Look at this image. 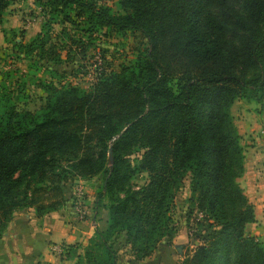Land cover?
I'll return each instance as SVG.
<instances>
[{"label":"trees","instance_id":"1","mask_svg":"<svg viewBox=\"0 0 264 264\" xmlns=\"http://www.w3.org/2000/svg\"><path fill=\"white\" fill-rule=\"evenodd\" d=\"M98 2L34 0L45 14L138 43L132 62L88 89L39 82L33 110L23 87L0 94V231L16 212L59 211L68 181L100 177L95 204L107 219L82 256L67 246V259L118 264L123 237L143 261L176 236L172 210L188 179L199 244L182 264H264V245L246 232L256 219L239 185L245 157L231 114L242 100L264 115V0H116L114 13ZM8 6L0 0V21ZM39 38L14 46L60 63Z\"/></svg>","mask_w":264,"mask_h":264},{"label":"rangeland","instance_id":"2","mask_svg":"<svg viewBox=\"0 0 264 264\" xmlns=\"http://www.w3.org/2000/svg\"><path fill=\"white\" fill-rule=\"evenodd\" d=\"M98 1L112 13L117 11L116 0ZM38 35L39 40L48 37L45 49L48 53L53 52V57L57 56L60 63L49 61L47 54L41 58L43 54L41 55L38 48L27 56L23 49L14 46L15 42L25 46ZM137 41L130 33L119 36L104 30L89 31L88 26L73 15L72 22H68L61 15L45 14L34 0H9V6L0 21V94L14 96L23 87L25 93L28 91L29 94L26 107L33 110L40 106L43 97V93L37 88L39 82L70 84L88 89L97 81L102 71L104 74L117 72L121 66L132 62ZM256 108L258 106L253 103L238 100L232 106L231 114L241 138L244 157L259 158L261 178L264 182V155L261 151L263 140L260 136V130L264 129V115L259 114ZM92 180L96 186L91 184ZM144 181L145 175H140L134 178L133 184L138 186ZM84 182L72 179L64 188L70 187L72 192L75 186H83L85 200L88 188L94 187L96 195L102 184L100 177ZM188 198L189 181L185 179L176 194L172 210L173 225L177 232L175 238L177 242L182 243L179 250L171 249L181 256L179 264H182L184 254L190 253L199 244V238L194 235L195 230H198L194 221L200 216H187ZM262 204L264 205V201ZM246 232L264 245V209L257 216L256 222L247 226ZM162 242L167 243L165 239ZM123 243L124 238L120 237L116 244L118 251H123Z\"/></svg>","mask_w":264,"mask_h":264},{"label":"crops","instance_id":"3","mask_svg":"<svg viewBox=\"0 0 264 264\" xmlns=\"http://www.w3.org/2000/svg\"><path fill=\"white\" fill-rule=\"evenodd\" d=\"M258 161L259 158L256 157L244 159L245 172L239 179L241 188L254 206L255 219L264 209V182ZM91 184L95 185V182L92 180ZM71 193L70 187L64 189V206L42 218L36 217L33 209L16 212L7 227L0 231V264L55 263V257L49 253V246L60 243L75 246L76 256H82L83 249L94 236L95 229L101 227L107 217L103 209L96 207V195L94 187H91L86 190L84 200L85 218L78 221ZM175 237L171 242L161 241L153 255L143 261H134L125 246L123 251H118V264H179L182 258L171 248L179 250L182 242H177ZM67 264H77V259H67Z\"/></svg>","mask_w":264,"mask_h":264},{"label":"built area","instance_id":"4","mask_svg":"<svg viewBox=\"0 0 264 264\" xmlns=\"http://www.w3.org/2000/svg\"><path fill=\"white\" fill-rule=\"evenodd\" d=\"M260 136L263 140L262 153L264 155V129L260 130ZM85 190L81 185L75 186L72 191L73 208L75 210L76 218L82 221L85 218V204H84ZM49 253L55 257L56 262L52 264H67V246L65 244H51L49 246Z\"/></svg>","mask_w":264,"mask_h":264},{"label":"water","instance_id":"5","mask_svg":"<svg viewBox=\"0 0 264 264\" xmlns=\"http://www.w3.org/2000/svg\"><path fill=\"white\" fill-rule=\"evenodd\" d=\"M109 155H110V158H111V149H109ZM104 185H105V183H104Z\"/></svg>","mask_w":264,"mask_h":264}]
</instances>
